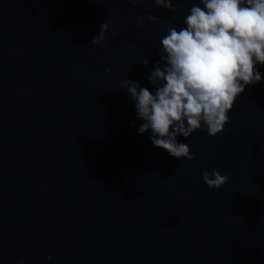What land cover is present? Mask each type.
Instances as JSON below:
<instances>
[{
	"label": "water",
	"instance_id": "1",
	"mask_svg": "<svg viewBox=\"0 0 264 264\" xmlns=\"http://www.w3.org/2000/svg\"><path fill=\"white\" fill-rule=\"evenodd\" d=\"M178 2L0 0V264H264V79L220 133L180 137L192 160L130 126L119 85L151 89L166 25L196 0Z\"/></svg>",
	"mask_w": 264,
	"mask_h": 264
},
{
	"label": "clouds",
	"instance_id": "2",
	"mask_svg": "<svg viewBox=\"0 0 264 264\" xmlns=\"http://www.w3.org/2000/svg\"><path fill=\"white\" fill-rule=\"evenodd\" d=\"M153 4L173 13L180 10L178 0ZM172 20L180 17L173 15ZM145 22L161 23L153 14L136 15L137 26ZM108 31L109 23L103 22L92 43L107 49ZM156 54L159 59L147 76L151 89L131 78L119 85L141 121L130 126L137 134L148 133L151 144L167 155L192 160L195 154L180 137L187 139L197 130L209 136L220 133L235 100L264 79V0H196L179 24L166 25ZM141 63L147 66L149 60L145 57ZM201 178L216 189L229 180L218 169L203 171ZM16 264L25 260L21 257Z\"/></svg>",
	"mask_w": 264,
	"mask_h": 264
}]
</instances>
